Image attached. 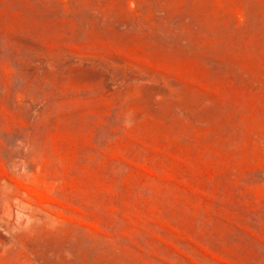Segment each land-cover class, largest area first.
I'll use <instances>...</instances> for the list:
<instances>
[{"label": "rangeland", "instance_id": "1", "mask_svg": "<svg viewBox=\"0 0 264 264\" xmlns=\"http://www.w3.org/2000/svg\"><path fill=\"white\" fill-rule=\"evenodd\" d=\"M0 264H264V0H0Z\"/></svg>", "mask_w": 264, "mask_h": 264}]
</instances>
